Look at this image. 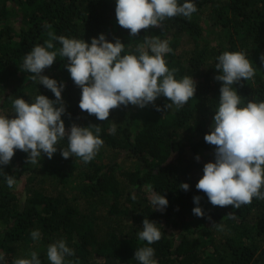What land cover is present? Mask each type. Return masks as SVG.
Listing matches in <instances>:
<instances>
[{
	"label": "trees",
	"instance_id": "1",
	"mask_svg": "<svg viewBox=\"0 0 264 264\" xmlns=\"http://www.w3.org/2000/svg\"><path fill=\"white\" fill-rule=\"evenodd\" d=\"M195 2L197 11L190 18H166L160 27L141 29L130 37L129 30L116 20L115 0H0V112L7 115H13L16 96L32 100L39 91L55 98L21 67L24 55L49 39V31L89 42L102 32L109 40L119 37L126 50H134L145 36H159L169 41L172 51L165 59L177 70L176 77L189 75L196 82L195 96L180 109L175 105L164 108L171 101L160 96L155 104L143 108L129 104L111 109L108 120L100 121L79 108L81 90L65 67L66 58L58 56L45 68L43 74L65 83V127L99 124L104 144L93 160L84 163L79 157L64 158L60 147H67V141L61 140L52 158L42 154L40 163L30 162L25 171H18L16 164L28 154L15 151L0 172V251L6 254L7 264L33 250L42 264H50L47 246L61 237L75 250V256L66 260L139 264L134 252L146 244L138 239L144 217L157 222L162 231L161 239L150 245L159 264H264V199L254 197L239 208L222 207L212 205L195 187L203 164L214 159L215 145L205 142L204 134L219 104L222 82L215 79L216 57L225 50H244L256 69L255 76L233 86L245 103L264 100V63L260 59L264 55V0ZM184 36L193 45L183 55L178 49ZM54 44L60 47L59 42ZM113 122L117 130L110 135ZM109 153L114 155L112 160ZM119 156L129 161L120 176L116 173ZM4 173L16 178L13 188L7 186ZM181 182L189 184L187 191L180 188ZM146 184L167 197L169 203L163 211L152 210ZM133 192L136 200L131 198ZM194 195L201 197L205 216L192 212ZM83 203H104L110 213L130 214V229L93 231V219L87 217L94 215L80 209ZM217 224H223V229ZM33 229L41 233L37 241L30 235Z\"/></svg>",
	"mask_w": 264,
	"mask_h": 264
},
{
	"label": "clouds",
	"instance_id": "2",
	"mask_svg": "<svg viewBox=\"0 0 264 264\" xmlns=\"http://www.w3.org/2000/svg\"><path fill=\"white\" fill-rule=\"evenodd\" d=\"M197 11L195 0H115V16L118 24L129 30L134 37L141 29L159 26L166 18L183 16L190 18ZM45 27L50 28V25ZM49 39L36 44L22 60V69L32 73L31 79L42 84L54 94V99L38 91L32 100L16 96L12 100L13 115L0 112V172L10 163L16 150L27 153V160L36 165L42 154L52 158L61 140L67 147H60L64 158L79 157L84 163L94 159L104 144L99 124L91 126L72 123L66 129L62 115L66 106L62 97L64 81L43 74L56 58L67 59L71 79L80 88L78 106L97 120H108L110 110L121 105L141 108L155 104L158 97L171 101L164 108H182L195 96L196 82L192 76L176 77V69L170 68L165 59L172 51L169 41L159 36H145L134 50H126L119 37L112 40L104 33L85 39L57 35L48 32ZM54 42H59L56 48ZM264 63V55L261 56ZM215 79L221 81L219 104L212 117L205 142L215 145L214 159L203 164L202 175L195 187L206 194L212 205L239 208L252 199H264V100L242 101L233 86L235 83L254 79L256 69L244 50H225L216 57ZM161 110L160 105H155ZM117 130L115 122L108 129L110 135ZM66 137V139H65ZM199 159V155L196 156ZM9 188L17 180L4 173ZM180 188L187 191L189 184L181 182ZM152 210L163 211L169 201L161 192L145 185ZM133 200L137 194L132 193ZM201 197L193 196L192 212L205 216L200 206ZM210 219V217H208ZM215 223V222H212ZM157 222L144 217L138 239L146 244L136 248L134 258L139 264H159L155 258L154 242L161 239L162 231ZM223 229V224H217ZM33 241L40 239L39 229L30 232ZM5 253L0 251V264H7ZM50 264H78L66 260L75 256V250L64 238L49 243L46 249ZM13 264H42L37 251L26 257L16 258Z\"/></svg>",
	"mask_w": 264,
	"mask_h": 264
},
{
	"label": "rangeland",
	"instance_id": "3",
	"mask_svg": "<svg viewBox=\"0 0 264 264\" xmlns=\"http://www.w3.org/2000/svg\"><path fill=\"white\" fill-rule=\"evenodd\" d=\"M193 43L190 40L188 36H184L181 40L180 47L178 51L181 54H185L188 49L192 47ZM70 127V126H69ZM67 127V128H69ZM66 128V129H67ZM66 138V137H65ZM121 156L117 157V166H116V173H118V176L121 175V173L126 169V167L129 164V161L125 158H120ZM107 159L106 157H104ZM108 158L112 160L114 158V155L112 153L108 154ZM30 163L29 160H24L23 162L17 163L16 168L17 170H24ZM28 194H30V191H28ZM86 208L90 213H93V217L88 215L87 219H93L91 221L92 224V229L93 231L97 233H105L108 231H123V230H129L131 226V218L130 214H127L126 216H122L120 213L113 214L109 212L108 205L106 204H95L94 206L88 205L83 203L81 204L80 209ZM81 222L83 225L88 227L89 225L86 223L85 220L79 218L78 220Z\"/></svg>",
	"mask_w": 264,
	"mask_h": 264
}]
</instances>
